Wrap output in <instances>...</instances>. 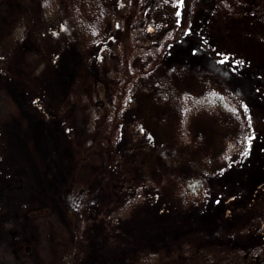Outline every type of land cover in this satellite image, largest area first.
Returning a JSON list of instances; mask_svg holds the SVG:
<instances>
[{"label":"rangeland","instance_id":"obj_1","mask_svg":"<svg viewBox=\"0 0 264 264\" xmlns=\"http://www.w3.org/2000/svg\"><path fill=\"white\" fill-rule=\"evenodd\" d=\"M118 3L0 0V264H182L188 250V264H264V177L250 196L241 187L248 169L264 168V112L241 99L247 85L264 103V0H142L137 23L186 26L241 89L202 67L196 51L170 54L146 74L154 52L135 58L139 74L119 117L85 102L98 96L92 67L123 38L111 22ZM101 173L98 194L69 206L73 182L90 190ZM118 180L151 188L162 212L193 219L164 237L130 235L127 250L118 238L105 244L121 218Z\"/></svg>","mask_w":264,"mask_h":264},{"label":"trees","instance_id":"obj_2","mask_svg":"<svg viewBox=\"0 0 264 264\" xmlns=\"http://www.w3.org/2000/svg\"><path fill=\"white\" fill-rule=\"evenodd\" d=\"M139 3H142V0H119L118 6L111 8V22L115 21V24L123 29V38L115 40L108 50L104 49L101 53L103 58H99L98 62L95 64L96 66H93L91 69L92 85L98 90V96L96 99L92 100L89 98L85 101L89 107L94 109L109 106L115 109L117 117H119L118 113L125 110L129 96H131L129 94L130 91L133 90L130 89L132 82L139 74L133 67V63L136 60L135 58L141 55L142 57L152 55L154 52H156L157 57H155L151 64L145 69L146 74L155 71L162 63V59L170 54L186 57L192 55V51H196L199 60H201L199 63L202 67L204 66L211 72L222 74L228 79L230 83H228L229 86H233L237 91L241 89L239 83L232 80L230 73L225 70L224 62L218 56L212 55L211 51L205 45L206 42L199 36L191 34L186 26H180L171 31H166L153 27L147 18L143 20V24L137 23L138 12L140 10V7H138ZM104 54L105 56H103ZM253 90H255V88L252 86H243L242 91L244 94L241 99L256 115L260 114L257 111L264 112V103L262 104L252 100L254 98H251L248 93H252L251 91ZM213 102L214 105H218L221 100L214 98ZM259 126L260 125H258V127ZM132 127L141 131L140 125L137 123L133 124ZM140 143L144 145L147 144V142L142 141H140ZM113 147H115L114 144L107 149L108 157L106 163L109 162V158L110 163L114 162L111 161V151ZM248 170H250L249 174L247 177H244L245 181L242 182L241 187L244 189L247 188L246 190L250 196L251 193H256L263 188L261 179L264 177V168H253L252 170ZM241 172L242 174L244 173V171ZM103 177L104 173L99 174L90 190H81L77 182L74 181L66 192V201L68 205H71L77 210L85 193L91 192V196L98 194L101 182H103ZM147 184L152 185V181L148 179ZM139 185L140 183L134 184L132 180H121L118 182L116 188L120 190L119 192L123 197L122 206L117 210V214H119L121 218L111 224L112 227H109L108 224V229L106 231L107 241L104 242L105 244L111 245V243L118 238L121 245L127 250L133 246L131 244V237L133 236L140 235L143 232H149V234H146L148 235L146 239L164 237L169 233L176 232L178 226H182L183 228V224L186 221L191 222L193 219L190 220L188 217L184 216L186 221H182L180 213L169 211L162 212L165 210L164 207L166 205L155 203V198L152 192L149 191L151 188L146 191L145 185ZM235 186L236 185H232L231 187L233 188ZM140 200L141 202L138 203ZM83 206L84 212L79 213L75 226L78 235L82 233V226L85 221L83 220L84 215L92 209L87 202L86 205ZM149 206L155 208V213L153 210L143 208ZM146 212L149 213L150 217L145 215ZM139 215L141 216L139 217ZM223 216L225 218L222 223L226 224L228 221L227 219L230 220V217L226 212ZM99 218L100 217L95 216L94 221L97 222ZM181 223L182 225H179ZM109 239H111L110 241L112 242H110ZM146 239L141 243H139L140 240H138V245L141 246L146 242ZM136 242L137 241H135V243ZM234 245V243H231V248H234ZM239 248L240 245L236 250ZM247 249L257 251L259 247L254 245V247H249ZM187 255H193V251L188 250L186 252V257L182 260V264H188L186 261Z\"/></svg>","mask_w":264,"mask_h":264},{"label":"snow or ice","instance_id":"obj_3","mask_svg":"<svg viewBox=\"0 0 264 264\" xmlns=\"http://www.w3.org/2000/svg\"><path fill=\"white\" fill-rule=\"evenodd\" d=\"M177 15H179V13H177Z\"/></svg>","mask_w":264,"mask_h":264}]
</instances>
